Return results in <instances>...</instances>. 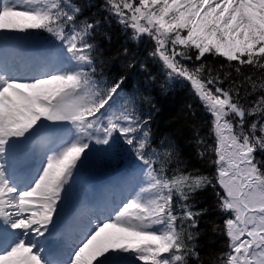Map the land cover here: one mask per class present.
<instances>
[{"label":"snow or ice","instance_id":"6c2138e0","mask_svg":"<svg viewBox=\"0 0 264 264\" xmlns=\"http://www.w3.org/2000/svg\"><path fill=\"white\" fill-rule=\"evenodd\" d=\"M107 3L133 39L147 35L155 42L151 55L163 61L169 77L191 84L212 117L218 206L228 214L222 229L227 251L217 264H264V159L257 158L264 153V94L242 103L235 82L226 88L205 63L189 68L181 62L192 60L195 50L196 60L222 57L236 73L243 66L264 70V0ZM82 14L70 0H0V264H190L199 257L192 229L206 211L194 210L190 198L213 179L165 174L173 153L152 148L148 121L117 107L125 77L110 84L96 79L91 41L97 23H81ZM41 33L59 42L61 61L22 75L14 58L43 39ZM122 54L132 66L135 56L127 48ZM244 79L253 92L264 90V81ZM249 117L256 119L246 127ZM97 145L110 158L132 154L146 184L92 224L70 259L61 260L47 251L48 237L74 176Z\"/></svg>","mask_w":264,"mask_h":264},{"label":"trees","instance_id":"16d2710c","mask_svg":"<svg viewBox=\"0 0 264 264\" xmlns=\"http://www.w3.org/2000/svg\"><path fill=\"white\" fill-rule=\"evenodd\" d=\"M70 3L81 8L83 21L97 23L94 53L96 61V79L111 83L121 76L125 77L122 100L117 107L123 105L134 109L141 120H147V130L155 140L151 144L158 152L170 151L173 155L167 158L165 174L182 171L185 174L205 175L213 179V185L197 190L192 194L190 203L196 211L206 210L199 217L193 241L199 257H191L190 264H217L221 253L227 251L228 238L224 235L223 220L227 218L218 206L217 193L221 189L215 184V138L211 132L212 117L201 103L191 84L183 78L173 82L168 78V70L163 61L153 57L155 42L149 37L133 39L132 29L124 26L109 10L107 0H70ZM127 48L135 56L129 66L128 60L122 54ZM193 59L181 61L189 68L199 66L201 62L219 72L224 79L223 86L239 88L242 103H249L257 96L264 94L259 88L252 91L251 84L245 81V76H251L257 83L264 81V70L243 66L241 73L235 72L234 65H229L222 57L207 55L202 61ZM223 65V67H221ZM231 76L225 78V73ZM134 97V103L128 98ZM256 117H249L246 123H251ZM171 142L172 147H166ZM121 159L125 157L116 156ZM134 160L132 154L126 156ZM258 159H264V153H257ZM159 168V164L156 165ZM177 209L180 201L177 198Z\"/></svg>","mask_w":264,"mask_h":264},{"label":"rangeland","instance_id":"374dc122","mask_svg":"<svg viewBox=\"0 0 264 264\" xmlns=\"http://www.w3.org/2000/svg\"><path fill=\"white\" fill-rule=\"evenodd\" d=\"M40 35L43 37V39L32 41L31 42L32 44L28 48H26L25 50H23L22 52L18 54L20 55V58L18 61L19 63L16 62V63H13L12 65L15 70L18 69V67L20 66V63L23 62L25 59L29 58L43 42H46L47 46L49 47V48L44 47L41 49V52L43 54H48V55L51 54L52 56L50 57L55 58V59H56L55 56H57L58 58H61L60 51H59V42L55 41L47 33H41ZM18 55H16L15 57H17ZM45 63H46L45 60L39 61V64L43 65ZM169 78H170V81L172 82L179 77H169ZM66 127L69 129L71 128L70 125H66ZM60 134H57V135H60ZM100 148L101 146L97 145L91 149L92 155L87 161L83 163L82 167H79L78 174L74 176V180L68 192V196L70 193H72L74 195V199L77 204L78 203L80 204V201L82 198H85V199H88V197L94 198V188L96 186H100V185L103 186L108 183H112L114 180L116 181V179L119 178V176L121 175L125 176L129 174L130 179L128 181H131L126 188L121 190L124 198L133 191L134 188L132 187V183L135 184L138 180L140 182V185L146 184V177L141 172L140 168L137 167L138 162L135 160V158L134 160L127 159L126 158V156L128 155L127 152L124 153L125 157L121 159L116 158V156L110 158V157L105 156L104 153L99 150ZM81 159H83V156ZM123 164L126 165V172L124 173L120 172V167ZM78 165H79V162H78ZM95 174L101 175L102 179L96 180L94 177ZM85 183L89 184L91 189H85L84 187H82ZM81 188L83 190H81ZM104 193H105L104 191L99 192V199L101 200L102 204L105 205V207L107 208H109L110 204H112L113 208H115L114 206L120 201V199L119 201H117L116 199L117 195L115 196L111 195L110 198L108 199ZM106 194L108 195V193ZM122 200L123 199L121 198V201ZM90 205L92 206V203ZM63 207L64 205L59 210V220L72 218L69 216L67 217L63 216ZM95 207H96V204L95 206L93 205L94 210H95ZM95 212L97 216L102 215L104 218L108 216L106 215L105 212L102 213L96 210ZM90 215L91 214L89 213L81 214L80 218H77V220L74 219L72 222L74 226H79V228L83 229L81 232H79V234H77L78 238L76 240L78 243L80 242L81 238L83 237L86 231L85 227L86 226L90 227L91 224L94 222V221H91ZM64 226H65V220L62 221L61 227L55 231L53 236L58 237L59 233H64V237H66L67 230L62 229V227ZM67 229L70 230V226ZM73 233L75 232L73 231ZM75 247H76V244H72V246L64 247L62 250L60 249L61 251H59L58 253H56L55 251H52L50 252V254L54 256V253H56L55 255L57 256L55 257L59 259L62 258V260L65 259L66 261L70 259L72 251ZM93 264H96V262L94 261Z\"/></svg>","mask_w":264,"mask_h":264},{"label":"bare ground","instance_id":"6f19581e","mask_svg":"<svg viewBox=\"0 0 264 264\" xmlns=\"http://www.w3.org/2000/svg\"><path fill=\"white\" fill-rule=\"evenodd\" d=\"M44 47H48L46 42H43L37 48V50L32 54V57L30 59L25 60L23 63H20V66L18 67V69H16V71L19 72L22 75L25 73V74H27L26 76H31V75H37V74L43 73L45 71L52 70L56 66H58L60 61H61V58H58L57 56H55L56 57V59H55V58H51L50 57V56H52L51 54L50 55L43 54L41 52V49L44 48ZM44 60L46 61L45 64H43V65L39 64V61H44ZM18 61H19L18 57H15L13 63H16ZM48 135H50V134H46V137ZM64 135H66V134L62 133V134H60L58 136H64ZM52 138L55 139V137H52ZM31 162L32 161L30 160L29 163H31ZM129 179H130L129 174L125 175V176L121 175V176H119V178H117L116 181L124 189L131 182V181H128ZM139 185H140V182L138 180H137V182L135 184L132 183V187L134 188L133 191L137 190ZM105 186L106 185H103L101 188L103 190H106ZM82 187H84L85 189H91L90 185L87 184V183H85ZM98 189L99 188L96 187L95 192H97ZM81 190H83V189L81 188ZM90 202H96V199L92 198V197H88V199L82 198L81 201H80V204L78 203L76 205V207H75L74 211L72 212L71 216H69V217H72V218H67V219H63V220L60 219V220H58L56 222V226H55V229L52 231V235L50 237H48V243H47V251L48 252H51L53 248H56L57 251H60V249L64 245H68L69 246L71 243H77L75 241V238L73 237L72 233L69 234L68 238H62L61 236H60L61 238H59V237L57 238V237H54L53 234L55 233L56 230H58L61 227L62 221H64V220H65V226H67V225H71L74 219L77 220V218H80L81 214L89 213V214L93 215L92 209H91V207L89 205ZM63 203H62V205H63ZM90 217H92L94 219V222L92 224L98 223L99 220L103 219L102 217H99V218H96V217H93V216H90ZM49 227H50V229L52 228V226H49ZM64 227H62V228H64ZM75 230H76V233H78V232H81L83 229L75 227ZM40 239L43 241L44 238H40Z\"/></svg>","mask_w":264,"mask_h":264},{"label":"water","instance_id":"95a60500","mask_svg":"<svg viewBox=\"0 0 264 264\" xmlns=\"http://www.w3.org/2000/svg\"><path fill=\"white\" fill-rule=\"evenodd\" d=\"M121 170L124 172L125 171V166H122ZM74 206H75V202H74L73 198L69 199L68 204H67V206L65 208L64 214L65 215L70 214L71 211L73 210Z\"/></svg>","mask_w":264,"mask_h":264}]
</instances>
